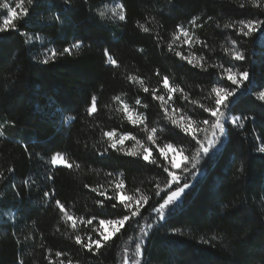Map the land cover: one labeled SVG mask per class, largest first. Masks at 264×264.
<instances>
[{
  "label": "trees",
  "instance_id": "trees-1",
  "mask_svg": "<svg viewBox=\"0 0 264 264\" xmlns=\"http://www.w3.org/2000/svg\"><path fill=\"white\" fill-rule=\"evenodd\" d=\"M17 2L0 0V27ZM111 2L125 5V21L106 13ZM71 3L68 9L63 0H34L32 5L24 0L29 17L17 21L20 32L0 33V172L4 173L0 178V264H68V260L72 264H123L125 249L129 257L135 255L140 228L148 224L153 228L143 245L142 264H264V154L257 150L264 143V103L256 99L264 90L263 36L259 31L244 36L238 27H224L239 20L264 19V0H259L260 6L256 0ZM57 13L63 24L54 21ZM181 25L189 33L187 38L178 31ZM25 31L28 36L21 34ZM77 40H83L84 46L74 48L72 55L43 63L46 49L50 56L52 48L59 52ZM105 48L118 66L107 61ZM225 49L239 50L246 59L236 61ZM176 52L204 67L187 64ZM221 64L234 72L249 71L250 81L231 85ZM165 75L170 87L183 90L172 93L171 100L162 84ZM132 76L139 79L133 82ZM145 87L151 91L144 92ZM214 87L237 88L236 97H230L232 103L222 111L254 119L244 121L243 128L225 123L227 138L221 139V155L212 162L203 158L198 164L205 171L202 178L180 206L173 207L170 216L166 214L165 221L156 223L152 208L163 202L161 197L166 198L165 185L171 177L163 171L161 166L167 164L147 136L155 127L154 139L160 147L172 143L194 159L196 141L172 119L189 121L195 127L204 120L211 123L214 118L206 110L215 104ZM152 91L165 101L155 100ZM117 95L138 112L144 124L133 125L127 119L123 104L115 100ZM92 96L97 98L98 111L88 115ZM107 131L134 136L123 147L130 151L132 143L140 141L152 148L159 163L149 164L142 157L111 149L104 135ZM105 149V155H99ZM57 152L74 166H53L51 159ZM240 164L243 174L237 171ZM121 180L123 195L147 196L148 203L99 252H89L76 244V236L95 239L100 219L129 214L115 199L99 196L100 191L117 196L114 185ZM185 181H190L188 174L179 183ZM157 183L164 189L160 196L155 195ZM175 187L171 185L172 190ZM100 199L105 200L103 206L97 203ZM56 200L76 219V228ZM93 217L91 225L80 221ZM173 228L182 232L173 234Z\"/></svg>",
  "mask_w": 264,
  "mask_h": 264
},
{
  "label": "snow or ice",
  "instance_id": "snow-or-ice-1",
  "mask_svg": "<svg viewBox=\"0 0 264 264\" xmlns=\"http://www.w3.org/2000/svg\"><path fill=\"white\" fill-rule=\"evenodd\" d=\"M64 4L67 6L68 9L71 8L72 3L71 0H63ZM258 6L259 0H256ZM28 3L30 5L34 4V0H28ZM7 7V5H5ZM240 7H244L243 4L240 5ZM67 10V9H65ZM112 12L116 15H118V18L120 21H125L127 19V16L125 14V5L123 3H119L116 5L115 8L112 9ZM29 17V8L24 6V0H18L16 7L12 8L10 11V14L7 16V18L3 19L2 27H0V33H6V32H20V28L18 27L17 21L25 20ZM55 22H58L60 24H63V20L61 19V14L57 13L53 17ZM192 23H195V21H192ZM225 28H237L240 34L244 36L251 35L252 33L257 32L258 30L264 29V19H250V20H239L237 22H234L232 24H225ZM144 32H148V28H143ZM179 33H182L184 37H188L189 33L188 31L181 25L178 26ZM24 36H28V32H22L21 33ZM29 39H32V37H29ZM35 39H41V37L36 36ZM189 45L192 43V41L189 39L186 41ZM232 44L235 45L236 41L233 40ZM82 46H84L83 40H77L75 43H71L66 47H63V49L59 52L55 48H52L50 50V56L48 55L49 50H45V58L43 60L44 64L49 63V60L55 61L57 56L63 57L65 54L72 55L73 49H79ZM168 50L172 51V44L168 45ZM142 51V49H141ZM226 52H229L232 56V58L236 61H244L246 59L245 55L239 51L234 49H225ZM105 57L107 58V61L110 62L111 65L118 66L117 61L112 57L109 50L107 48L104 49ZM176 56L180 57L181 60L187 62V64L192 65L193 67H199L203 68V63H197L193 64V60L190 56L184 55L181 52H176ZM219 67L222 69V74L226 73V81L230 82L231 85H242L245 81H248L250 78V73L247 70L234 72L232 67L225 68L222 64L219 65ZM157 75H159V71H157ZM130 79L135 82L139 78L136 76L130 77ZM140 83L142 84L143 81L141 80ZM162 84L165 89H167L169 93L168 99L171 100L172 96L171 94L174 92H183L182 89L174 88L169 86V78L167 75L162 77ZM144 92L148 93L151 90L147 87L143 89ZM248 92L251 91V89L246 90ZM212 92L215 94V104L213 107L208 108L206 111L210 113V115L214 118V122L209 125L208 120L202 121L203 125H205L204 128L199 127H193L191 123H181L180 121H177L175 119H172V123L174 125H178L183 133L185 135H191L193 139L196 141V145L198 147L196 148V156L197 157H208L209 162H212L215 158L219 157L221 155L220 149L224 147V144L221 140V137L227 138V133L225 130V122L229 121L231 122V125H238L240 128L244 127V121L248 119H254V117H248V116H240V115H232L228 116L225 111H222V107L224 109H228L229 104L232 103V101H229L230 97H236L237 94V88H228V87H214L212 88ZM153 98L157 101L164 102L165 97L163 95H156L155 91L151 92ZM256 99L264 103V90L259 91ZM115 100L123 104V101H121V97L117 95L115 97ZM137 104L140 103L139 100L136 101ZM204 106L201 105V108ZM98 111L97 109V98L95 96L91 97L90 100V107L88 108V115H92ZM122 111L126 114L127 119L133 124V125H142L145 123L144 119H141L140 117H134L132 111L129 109L127 104H123ZM169 111L168 107H164V112L167 113ZM74 119V118H73ZM184 117L181 116V121H183ZM190 119V118H189ZM2 127V126H0ZM146 127V126H145ZM211 128V138L208 137V129ZM157 132V129L155 127L150 129V134L147 136V140L151 141L153 145L156 146L158 149V155L161 156L167 166H161L163 167V171L165 173H168V175L171 177V179L168 181V183L165 185V188L168 189V191L165 193L166 198L161 197L163 200L162 203H159L158 206H155L152 208V212H155L156 215V223H160L166 220V214L167 216H170L172 214L173 207L180 206V201L185 197L187 193H189L194 185L189 184L187 181H185L182 185L179 183L181 180V177L177 175L175 169H181V163L182 159L187 161L189 158L187 156L183 155V149H177L173 146L172 143H167L164 147H160L156 140L154 139V136ZM198 132H204L205 136L203 139L198 138ZM2 134V133H0ZM219 134V135H218ZM104 135L108 138L110 141V148L115 149L120 152H124L125 155L131 156V157H142V160L145 162H148L149 164H158L159 162L153 158L152 156V148L145 147L143 148L142 152H138L135 149L132 150H126L123 146L126 140L132 139L135 140V137H130L129 135H120L117 137V134L115 131H107L104 133ZM257 140H260V137H256ZM217 144L220 145V147H217ZM258 152L261 154H264V143H260L258 147ZM108 151V149H105L104 153H100L99 155L103 156ZM51 164L53 166H64L68 169H71L74 165L69 162L68 159L65 158V156L57 152L52 156ZM75 167H79V164H76ZM196 165L193 164V168H195ZM170 169H172L170 171ZM9 171H14V169H9ZM182 171L187 172L188 169L185 167L182 169ZM237 171L241 174L244 172V165L240 164ZM111 175V173H109ZM0 178H4V173L0 172ZM48 179H52V176H49ZM24 183H28L27 181H24ZM175 184V190L171 189V185ZM85 187H89L88 185H85ZM125 187L124 182L121 180L119 182H116L114 185V190L118 193L117 196H108L106 191H100L99 196L104 197L105 199L111 201L115 199L124 210H126L129 214L123 215L122 218L117 219H100L98 221V224L101 227L95 228L94 230L98 233L97 238L93 239L89 237L87 241L82 240L80 236H76L75 242L76 244L80 245L81 247L87 249L89 252H99V250L104 247L117 233L121 231V228L125 225V223L132 218L138 217L141 214V208L144 204L148 203L149 197L143 196L141 199H136L135 197H128L123 195V193L120 191ZM92 191H97L95 188L91 189ZM164 191V189L160 188L159 183L156 184V191L155 195L160 196V193ZM17 196L20 195L19 191H17ZM47 195V194H46ZM56 206L60 209L64 217L67 221L71 222V225L73 228H76L77 223L76 219L73 218L72 215H70L67 212V209L65 208V205L60 202V200L55 201ZM97 203L101 206L104 205L105 200L100 199L97 201ZM113 208L117 207L116 203H113L111 205ZM93 219L95 217L84 220L83 218H80L81 223H85L87 225H91L93 223ZM109 226H111V231H108ZM153 228L152 224H148L146 227L140 228V239L139 243L135 244V255L132 257H129L128 250L125 249V256L123 259V264H142V259L144 257L145 249L143 245L145 244V240L149 236V230ZM173 234H180L182 232L179 228H173L171 230ZM213 239H216V237H213ZM56 255H62L61 253H57ZM63 264V262H61ZM68 264H72L71 260H68ZM146 264V262H145Z\"/></svg>",
  "mask_w": 264,
  "mask_h": 264
},
{
  "label": "rangeland",
  "instance_id": "rangeland-1",
  "mask_svg": "<svg viewBox=\"0 0 264 264\" xmlns=\"http://www.w3.org/2000/svg\"><path fill=\"white\" fill-rule=\"evenodd\" d=\"M117 4H119V2H111V3H109L106 6V13L110 17H113L115 19H119V18H118V15H116V14H114L112 12V9L115 8ZM262 30H258V31H259V36L260 37L263 36L261 38L260 44L264 46V31H262ZM180 34L182 35V33H180ZM248 81H250V78H249ZM129 109L132 111L134 117H140L141 118V116L138 114V112H136L135 110H132L131 108H129ZM222 109H224V108H222ZM227 115L230 116L229 114H227ZM213 122H214V120H212L211 123H209V125H211ZM186 123H191V122L188 121ZM225 123H231V122L229 120V121H227ZM191 124H192L193 127H195V125L193 123H191ZM204 127L205 126H203V124H202L199 128H204ZM120 135H122V134H117V137H119ZM207 135H208L209 138H211V128L210 127L208 129ZM204 136H205L204 132H198V137L200 139H203ZM221 139L224 141V137H221ZM129 140H131V139H129ZM126 141H128V140H126ZM126 141L124 143V146H126ZM131 146H132V149H135L138 152H142L143 148H145V147H143V143H141L140 141H134V143H132ZM183 155L186 156V154H183ZM203 158L204 157H197L196 154H195V157H194L195 160L193 158L192 159L189 158L187 161L182 159L181 169H175L177 175L182 178V177H184V175L188 174L189 175V180H190L189 184L193 185L197 180L201 179L202 178L201 176H203L204 173H205V171L203 170V167L201 165H199V166H201L202 169L200 167H198V164L202 163ZM193 164L196 165L195 168H193ZM185 167H187V169H188L187 172L182 171V169H184ZM192 170H195V171L192 172ZM190 171H191V173H190ZM108 231H111V226H109Z\"/></svg>",
  "mask_w": 264,
  "mask_h": 264
}]
</instances>
